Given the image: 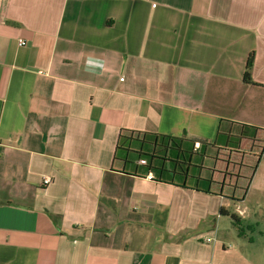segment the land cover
Listing matches in <instances>:
<instances>
[{"label":"crops","instance_id":"obj_1","mask_svg":"<svg viewBox=\"0 0 264 264\" xmlns=\"http://www.w3.org/2000/svg\"><path fill=\"white\" fill-rule=\"evenodd\" d=\"M262 155L264 0H0V264H264Z\"/></svg>","mask_w":264,"mask_h":264},{"label":"trees","instance_id":"obj_2","mask_svg":"<svg viewBox=\"0 0 264 264\" xmlns=\"http://www.w3.org/2000/svg\"><path fill=\"white\" fill-rule=\"evenodd\" d=\"M253 63H254V53L251 52L247 58L246 61V65H245V70H244V74H243V82L245 84H253L252 82V78H251V70L253 67ZM134 135L133 133H130L128 136L125 135H120L118 137V143H117V148H116V153L119 150H123V152H125V158L124 161H127V154L128 152L133 153V156L131 157V162L132 159L137 160L138 163L140 164V161L143 160L145 162V164H140L141 166H146L147 170H154V166L152 165V161L154 159H157L158 157L155 156L156 152L154 153L152 150H146L144 151V144H145V138L143 136V134H135V137L132 136ZM149 142V141H148ZM150 143L155 146V147H161L164 146L166 148H170V149H178V139L177 138H173L171 136H157L155 135V137L150 141ZM131 144H134L136 146H138L137 150H130L129 147L131 146ZM194 146V141L192 140V147ZM176 157V156H175ZM168 158V157H167ZM168 161L172 162V163H179L177 162L176 159L172 160V158H168ZM187 164H190L189 160H185L184 161ZM181 164V163H179ZM183 165V164H181ZM194 165L192 164V167ZM187 167V166H186ZM187 168H183V166H181V172L186 173ZM231 219L233 220L234 226L237 229V233L238 235L242 236L244 232H251L254 228V226L252 227L249 224H245L242 220H240L239 218H237L234 215L230 216Z\"/></svg>","mask_w":264,"mask_h":264},{"label":"rangeland","instance_id":"obj_3","mask_svg":"<svg viewBox=\"0 0 264 264\" xmlns=\"http://www.w3.org/2000/svg\"><path fill=\"white\" fill-rule=\"evenodd\" d=\"M258 159V168L253 177L250 192L244 202V206H246L244 211L251 214L252 219L257 222V224L254 222L255 225L252 229L264 235V155ZM260 255L264 256V254Z\"/></svg>","mask_w":264,"mask_h":264},{"label":"built area","instance_id":"obj_4","mask_svg":"<svg viewBox=\"0 0 264 264\" xmlns=\"http://www.w3.org/2000/svg\"><path fill=\"white\" fill-rule=\"evenodd\" d=\"M25 44L26 43L24 42V40H20V39L18 40L19 46H25ZM140 164H145V162L143 160H141ZM146 178L152 179V175L150 173H147ZM50 182H51L50 177L45 176L42 178V185L47 186L48 184H50ZM210 241H212L211 238H205V242H210Z\"/></svg>","mask_w":264,"mask_h":264}]
</instances>
